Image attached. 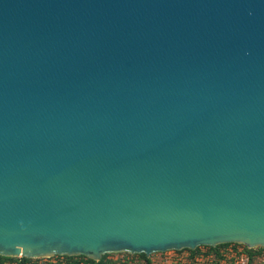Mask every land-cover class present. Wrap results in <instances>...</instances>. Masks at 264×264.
Returning <instances> with one entry per match:
<instances>
[{
  "label": "water",
  "instance_id": "1",
  "mask_svg": "<svg viewBox=\"0 0 264 264\" xmlns=\"http://www.w3.org/2000/svg\"><path fill=\"white\" fill-rule=\"evenodd\" d=\"M264 245V0H0V255Z\"/></svg>",
  "mask_w": 264,
  "mask_h": 264
},
{
  "label": "built area",
  "instance_id": "2",
  "mask_svg": "<svg viewBox=\"0 0 264 264\" xmlns=\"http://www.w3.org/2000/svg\"><path fill=\"white\" fill-rule=\"evenodd\" d=\"M227 243H235L236 245L234 248L232 245L219 248L217 253L213 251L204 254L200 253L192 258L184 252H178L182 248L155 251L148 255L145 254L148 259L147 262L137 256L140 252H129L125 250L105 252L98 258L81 253H55L30 257L21 254L3 256L12 258L11 260L5 261V264H264V245L248 246L241 242ZM64 256H73V258L67 260ZM23 257L26 259L23 260Z\"/></svg>",
  "mask_w": 264,
  "mask_h": 264
},
{
  "label": "trees",
  "instance_id": "3",
  "mask_svg": "<svg viewBox=\"0 0 264 264\" xmlns=\"http://www.w3.org/2000/svg\"><path fill=\"white\" fill-rule=\"evenodd\" d=\"M228 245H232L233 248L234 246L236 245L235 243H220V244H216L215 246H210V245H198L196 246L194 249H191V248H182L180 251L178 252H184L186 254L189 255L190 258L200 254V253H207V252H210V251H213L215 253L218 252L219 248H225L227 247ZM137 256L142 259V260H145L147 262V257L146 255L143 253V252H140L137 254ZM67 260H71V258H73V256H64ZM12 258L11 257H7V256H3V255H0V264H5L4 262L7 261V260H11ZM26 258L23 257V260H25ZM148 264V263H147Z\"/></svg>",
  "mask_w": 264,
  "mask_h": 264
}]
</instances>
